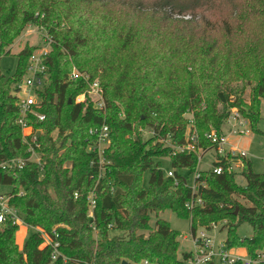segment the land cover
Segmentation results:
<instances>
[{"label":"trees","instance_id":"1","mask_svg":"<svg viewBox=\"0 0 264 264\" xmlns=\"http://www.w3.org/2000/svg\"><path fill=\"white\" fill-rule=\"evenodd\" d=\"M29 24L52 40L47 85L38 95L45 120L30 121L40 131L44 167L42 176L28 161L21 169L0 167V184L11 187L8 205L32 230L19 249L18 226L0 225V264H185L190 253L178 256L179 233L158 218L167 210L189 219L191 232L226 221L220 229L226 249L244 248L250 258L264 253V174L247 159L240 173L199 171L194 181L203 205L189 211L192 193L181 171L195 173L196 156H173V147L157 141L169 136L178 147L195 131L199 146L211 151L203 136L221 131L233 107L255 128L264 99V0H0V58ZM35 50L23 47L16 72L0 73V164L27 159L13 94ZM73 68L99 81L104 113L89 99L75 103L87 85L69 80ZM190 112L188 129L183 115ZM103 124L110 142L100 170L86 149L89 130ZM141 129L153 135L144 139ZM166 158L175 179L161 169L158 160ZM241 224L252 228L250 238H238ZM54 228L61 256L52 261L35 229L51 234Z\"/></svg>","mask_w":264,"mask_h":264},{"label":"built area","instance_id":"2","mask_svg":"<svg viewBox=\"0 0 264 264\" xmlns=\"http://www.w3.org/2000/svg\"><path fill=\"white\" fill-rule=\"evenodd\" d=\"M44 47L36 49L28 59L25 74L22 80L17 86L16 92L13 94L15 97L16 106L19 111V118L17 120L21 128L23 143L27 148V159L23 161L21 159L11 160L9 163L0 164V167H14L21 169L25 163L32 162L39 170L40 176L43 172V156L44 153L41 150V146L38 140L40 131L35 130L31 125L30 121H44L45 114L40 110L42 109V102L38 97L39 93L44 90L48 81V67L47 60L50 53L52 40L46 38ZM69 80L81 79L87 85V91L75 98V103H84L86 99H89L94 108L101 113L105 112V101L103 97V90L98 80H90L89 75L80 73L75 68L72 69L69 74ZM246 119L238 112L231 111L228 118L224 121V125L221 131L211 129L207 132L203 138L205 141L213 146L215 152V161L218 163L224 162L226 165L223 167L218 164L212 166V172L216 175H220L226 171L227 173L241 172L243 168V159H246V152L236 147H232L229 143L228 136H241L248 135L249 131L245 129ZM248 122V121H247ZM89 134L93 136V141L87 146L86 151L92 154L97 159V165L101 169L105 164V151L109 147L110 134L107 125L103 124L98 128L90 129ZM149 135H153L149 132ZM169 137V136H168ZM157 141L161 144H166L167 139L165 137L157 136ZM175 148V147H174ZM208 150H203L199 146V138L195 131H188L186 133L185 143L178 146L173 150L172 155L177 153L194 154L196 156L197 164L203 154ZM164 172V171H163ZM167 178L175 179L172 170L164 172ZM199 177V171L196 170L194 173L195 178ZM176 184V182H175ZM191 189L192 198L187 202L185 207L191 211L197 206H202L203 201L200 196L197 195V184L188 185ZM10 195H0V225L10 223L11 225L19 226L24 225L18 211L8 205V199ZM77 197V194H74ZM89 201V216H92V210L95 207L94 195L91 193L88 197ZM226 221H220L212 223L208 228H198L191 232V245L192 248L188 253L190 257L187 259L185 264H236L241 262L242 264H263L264 253L257 254L255 258L240 257L230 250L226 249L224 243L218 244L215 238L209 235L210 231H220V229L226 226ZM41 238L43 239V246L50 249V257L52 261H55L61 256L60 253V242L59 235L55 228L52 229L51 234H47L41 229H35ZM97 235V232H95ZM63 261L66 260L62 256ZM145 264H147L145 262Z\"/></svg>","mask_w":264,"mask_h":264},{"label":"rangeland","instance_id":"3","mask_svg":"<svg viewBox=\"0 0 264 264\" xmlns=\"http://www.w3.org/2000/svg\"><path fill=\"white\" fill-rule=\"evenodd\" d=\"M171 19L189 21L191 17L190 16L180 17L177 15H171ZM46 38H51V36L47 33V31L44 28L31 24L27 25V27L20 34V36L16 38L11 44L10 53L0 58V73L6 77L13 75L16 72L18 65L17 53L25 46L35 47L36 49H38L39 47L46 46L47 45V43H45ZM49 50H51V48H49ZM238 86L240 87V84ZM244 91H245L243 97L244 102L248 103L250 88L246 87V89L244 88ZM232 101L234 100L230 99V103H232ZM215 107L217 109H220L223 106L220 103L216 102ZM235 110L237 111L236 108L234 107L231 108V111H235ZM193 111L196 112L199 110L195 109ZM183 119L188 129L194 123L192 112L184 114ZM244 128L249 131L248 135H241L239 137L230 135L228 136L229 141L231 144L234 145L237 144L240 150L246 152L247 155L246 159L250 161L253 172L257 174H264V99L261 100L260 119L256 123L255 128H252L247 121L245 123ZM140 132H141L140 134L144 139L150 136L149 131L147 129H141ZM55 136L56 134H54V137ZM165 138L167 139V141L165 142L166 144H161L158 142L160 146L163 147L170 146L173 147V149L175 150L176 147L174 148V146L172 145L170 137L165 136ZM158 161H161L162 171L167 172L169 170H172L171 161L169 158ZM213 163H215V152L211 150L202 155L200 162L196 166V169L197 171H207L212 168ZM149 174L150 171H146L142 175L141 185L144 189L148 188ZM181 175L186 178L188 185H192L194 183V173L189 174L187 171H181ZM235 181L239 186L241 187L245 186V180L241 175L238 174L235 177ZM10 193H11L10 186H5L0 184V195H9ZM20 217L22 219L21 215ZM158 218L166 221L172 230L177 231L179 233L178 240L180 246H179L178 256H181L182 253H187L188 251H190L192 245L190 241L191 228H190L189 219L179 218L176 214L168 210L161 212L158 215ZM155 219H156L155 216L152 215L151 220L149 222L151 227L153 226ZM31 232L32 230L27 229L26 226L20 224L18 226V231L16 233V241L18 243L24 242L27 239V237L31 234ZM236 234L239 239L250 238V236L252 235V228L248 224H241L238 226ZM209 235L215 238V241L218 244H223L226 238V229L222 231H210Z\"/></svg>","mask_w":264,"mask_h":264},{"label":"crops","instance_id":"4","mask_svg":"<svg viewBox=\"0 0 264 264\" xmlns=\"http://www.w3.org/2000/svg\"><path fill=\"white\" fill-rule=\"evenodd\" d=\"M233 136V135H232ZM228 140H229V138H228ZM229 143H230V141H229ZM230 145L232 146V147H236V148H238V145L237 144H231L230 143ZM239 149V148H238ZM16 244H17V246L19 247V248H21L22 247V245H23V242L22 243H18L17 241H16ZM231 251V253H233V254H235V255H237V256H240V257H246L247 256V253H246V250L244 249V248H237V249H231L230 250Z\"/></svg>","mask_w":264,"mask_h":264},{"label":"water","instance_id":"5","mask_svg":"<svg viewBox=\"0 0 264 264\" xmlns=\"http://www.w3.org/2000/svg\"><path fill=\"white\" fill-rule=\"evenodd\" d=\"M235 214H236V213H235ZM121 264H129V263H127V262L123 261V262H121Z\"/></svg>","mask_w":264,"mask_h":264}]
</instances>
